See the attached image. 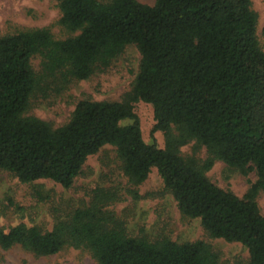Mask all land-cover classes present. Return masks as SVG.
Masks as SVG:
<instances>
[{
  "label": "trees",
  "instance_id": "obj_1",
  "mask_svg": "<svg viewBox=\"0 0 264 264\" xmlns=\"http://www.w3.org/2000/svg\"><path fill=\"white\" fill-rule=\"evenodd\" d=\"M50 1L59 5L67 38L47 28L0 36V171L49 199L36 182L71 189L87 160L112 146L132 187L156 168L184 218L199 219L212 239L241 244L249 264H264L257 201L264 192V49L252 0ZM131 45L141 62L121 101H80L58 128L27 115L33 97L59 96L75 81L110 70ZM140 101L153 107L154 132L163 133L164 147L144 140L135 113ZM191 143L195 151L206 149V160L182 155ZM217 161L244 176L256 173L242 198L209 180ZM119 197L98 188L87 204L63 215L55 210L50 231L1 228L0 248L35 256L73 248L96 264H224L202 240L130 236L107 209Z\"/></svg>",
  "mask_w": 264,
  "mask_h": 264
},
{
  "label": "rangeland",
  "instance_id": "obj_2",
  "mask_svg": "<svg viewBox=\"0 0 264 264\" xmlns=\"http://www.w3.org/2000/svg\"><path fill=\"white\" fill-rule=\"evenodd\" d=\"M107 2L109 0H101ZM153 5L155 0H138ZM252 7L259 16L258 37L264 49V0H252ZM61 11L56 1L50 0H0V36L19 31L47 28L57 39L67 38L68 33L59 24ZM141 55L136 46H128L125 52L113 63L110 70L96 73L89 80L75 81L61 95L44 98L36 95L31 100L27 112L50 123L54 128L65 125L71 118L76 105L83 100L121 101L129 92L139 72ZM39 59L33 66L39 70ZM135 113L140 120L144 140L164 147V135L154 132V110L142 101L135 104ZM194 143L182 148L183 156H195L199 161L207 159L205 148L194 150ZM209 180L226 191L242 198L251 183L257 179L256 173L244 176L239 171L229 169L217 161L207 173ZM49 199L40 200L33 195L32 187L20 183L8 172L0 171V229L8 231L19 224L38 226L43 231L52 230L54 213L63 215L66 211L90 202L98 188L119 193L117 202L107 209L124 223L132 237L144 236L150 241L163 237L178 243L205 241L219 254L224 264H249L248 251L239 243H229L222 239H212L204 231L199 219L184 218L178 210L173 196L164 187L156 168H152L147 181L134 188L124 176L116 149L104 147L90 157L83 173L76 179L71 189H64L51 181H38ZM137 190L138 198L133 191ZM15 205H12L9 199ZM264 215V192L258 199ZM19 207V208H17ZM0 264H96L91 255L82 250L67 248L52 256H35L15 247L9 250L0 248Z\"/></svg>",
  "mask_w": 264,
  "mask_h": 264
}]
</instances>
